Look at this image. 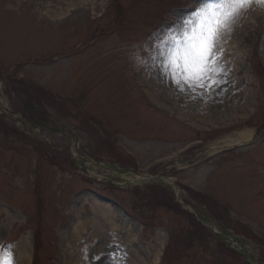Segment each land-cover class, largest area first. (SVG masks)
Listing matches in <instances>:
<instances>
[{"label": "rangeland", "instance_id": "374dc122", "mask_svg": "<svg viewBox=\"0 0 264 264\" xmlns=\"http://www.w3.org/2000/svg\"><path fill=\"white\" fill-rule=\"evenodd\" d=\"M79 1L0 0V257L64 264L71 205L95 194L116 227L97 216L106 231L74 241L78 264H264V7L218 48L226 83L180 92L149 67L150 38L206 0ZM245 129L248 145H216ZM154 177L177 205L142 196ZM83 212L95 215L89 201ZM209 226L243 239L247 258Z\"/></svg>", "mask_w": 264, "mask_h": 264}, {"label": "snow or ice", "instance_id": "6c2138e0", "mask_svg": "<svg viewBox=\"0 0 264 264\" xmlns=\"http://www.w3.org/2000/svg\"><path fill=\"white\" fill-rule=\"evenodd\" d=\"M254 4L264 7V0H206L183 18L181 25L167 29L162 38H150L149 67L180 92H210L226 83L219 78L227 73L217 55L218 42ZM0 264H13L10 251L0 257Z\"/></svg>", "mask_w": 264, "mask_h": 264}, {"label": "bare ground", "instance_id": "6f19581e", "mask_svg": "<svg viewBox=\"0 0 264 264\" xmlns=\"http://www.w3.org/2000/svg\"><path fill=\"white\" fill-rule=\"evenodd\" d=\"M83 0L79 1L80 3ZM51 3V2H50ZM69 7L74 8L75 3L69 2L67 4V7H62V6H55V5H46L44 7V14L51 20H56L60 19L63 16L66 15V13L69 12ZM236 32V29L233 27V30L230 32ZM229 32H225L222 34L220 41L218 42V48L223 44L224 38L230 34ZM233 34V33H232ZM226 56V54L224 55ZM238 136L240 137H246L250 139L252 137V131L250 130H240L237 132H234L232 137L230 135H227L223 137L221 140L216 142V145L219 144V147H225L228 145L234 144L233 142V137ZM233 142V143H232ZM236 143V142H235ZM218 147V148H219ZM215 149H217L215 147ZM213 149V150H215ZM90 202V207L93 210L95 215H90L87 213L83 212L84 206L86 202ZM73 211H74V219L69 225V238L71 241H68L67 244L69 245L65 247V251L63 250V260L64 264H78L79 262V255L76 254V258L73 257L72 259H69L70 256L73 254L74 250L77 248V246L74 244V241L76 242L78 238L81 237L82 233L86 232L87 228L93 227L94 229V234L97 236L102 237L104 232L106 231L105 228L103 227L102 223L99 221L97 216H101L104 218L108 219V224L111 226V228L116 227V218H115V212L114 208L111 207L110 204L107 202H104V199L100 198L99 196L93 194L90 196L87 195H81L78 201H76L74 204L71 205ZM104 209L106 211H104ZM27 243H25V246ZM97 250L100 251L102 250V244L100 243L98 246H96ZM28 252L26 248H23L21 250V257L19 260H24L28 258Z\"/></svg>", "mask_w": 264, "mask_h": 264}, {"label": "trees", "instance_id": "16d2710c", "mask_svg": "<svg viewBox=\"0 0 264 264\" xmlns=\"http://www.w3.org/2000/svg\"><path fill=\"white\" fill-rule=\"evenodd\" d=\"M154 197H155V199H160L161 198V199H164V200H165L166 197L167 198H170V196L168 194H166V193L165 194H159V193H157V194L154 195ZM167 248L168 247L165 248L164 254L167 251Z\"/></svg>", "mask_w": 264, "mask_h": 264}]
</instances>
